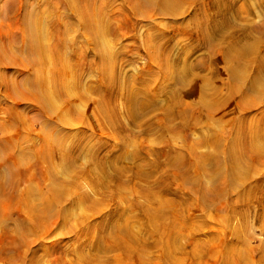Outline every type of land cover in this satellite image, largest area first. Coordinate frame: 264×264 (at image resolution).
I'll list each match as a JSON object with an SVG mask.
<instances>
[{"label": "rangeland", "instance_id": "rangeland-1", "mask_svg": "<svg viewBox=\"0 0 264 264\" xmlns=\"http://www.w3.org/2000/svg\"><path fill=\"white\" fill-rule=\"evenodd\" d=\"M124 1L125 0H115L113 3H110L108 10L114 8L113 11L115 14L111 15L106 9H103L105 15L96 23L98 24L96 25L98 28L100 24L99 36L103 38V40H106V49L110 50L108 56L115 53L111 56L112 59H117L115 61L113 60V65L112 63H107V66L104 62H99V55L90 52L93 44L92 41L90 42L88 40L90 38L89 33L81 27L79 20H77L75 16L66 19V22L69 21L67 23L69 25L66 26L77 28V31L59 32L58 35L54 36L55 38L44 39L46 42H54V44L59 40L61 42L64 41V46L60 50L61 55L63 54V58L61 57V60L59 61L60 69L55 73V77L63 81V88L66 95L62 94L59 96L61 97L60 99L57 98L54 99L55 102L52 101L55 106L50 112L42 110L43 113L41 114L39 112L40 108L38 107V104L31 103L32 100H30V96L27 94V89L23 90V88H19V86L21 87L20 78L34 72L35 67H21L18 64L20 57H14L12 59V55L9 56L11 59L8 62L3 64L0 63V137H3L4 140L0 139L5 141L4 143L6 145L9 146L11 144L10 146H12H9L10 149H12L5 153V157L2 156L4 161L7 160V162H5V165L0 164V171L4 173L6 170L5 167L10 165L11 170H6L7 180L9 181L11 177L14 176V184H12V187L8 185V187L6 186L0 189V264H34V262L35 264H66L65 262L70 264H81L82 262H85V258L90 255H99L100 258L103 259L101 262L104 261L101 264H264L262 263L264 262V258H262L261 255V253L264 252V194H262L264 193V190H261L264 189V184H257L258 180L264 179V168H262L264 167V163H260L256 159L251 160L242 156L240 158L241 161H238L237 164V170L239 173L237 172L238 175L235 179L236 182H234L233 185L224 180L225 177L224 174H222L223 172L219 173V179L216 177L217 180H213V178L211 180L209 174H201L203 178L202 181L204 180L203 185L208 183L205 187L215 188L214 186H217L219 181L221 184L218 185V190H220L221 186L224 187L219 191V193L221 192V196H216L215 200L209 199L210 201L208 200V205V201H202V197L199 199L198 196H200V194L194 189V186L196 185L189 186L187 182H182L181 178L178 176L180 171L183 170V167L180 169L183 164L178 163L177 161H180L182 157L189 158L197 151L199 153L204 151L202 153L206 152L209 154L208 152L213 150L211 144H204L201 140L202 137H206V133L210 135L212 128L208 125V121L204 114L205 111L202 109L203 111L200 112L202 106L201 102L204 101H196L199 89L204 86L203 91L205 94H208V92L214 90L213 88L216 86L220 90V93H225L229 81L228 75L226 74V67L229 63L220 57V48L216 47L210 52L203 44L202 36L199 33L196 34L193 27L189 26V24L188 27L192 30L185 29L184 31L180 29L182 27V21H186L187 18L190 19L192 15L198 16L200 5L186 3L185 5L187 6H183V13L179 16L177 15L178 18L172 23L171 20L173 18H170L171 16L168 17V15H162L158 10H153L151 12L148 11V14L142 13L138 14L140 16H136L130 7H128L129 5H126L127 2ZM243 1L244 0H235V3L237 5H242L241 3ZM251 1L253 2L254 0ZM202 3L210 13L215 10V7L210 6L207 0H202ZM120 7H124L123 10ZM68 9H65L63 4L58 3L53 9L54 14H51L46 0H0V43H8V41H11L13 46L18 50L23 47L25 44V36L21 27V20L22 17L27 14L26 12H28V18H30V20L36 21V27L38 26L42 31L46 32V30L49 29L48 31H50L51 29V21L58 19L59 21L61 20V22H64V11L70 13L72 11V9ZM251 17V24L253 23V30L251 31L256 34V31H258L257 28L260 27V20L264 19V12H260L258 8H255L254 15ZM66 26L65 30L68 29V27L66 29ZM81 34L84 37H82ZM58 36L60 37L59 40L57 39ZM147 39L148 42L146 43ZM221 41L223 40L218 39L219 43ZM48 43H45V45ZM159 44L161 45V48H164L160 50L162 55L160 52V55L159 53L156 55V46L159 47ZM46 53L48 54V61H51L52 58H49L51 56L47 50ZM23 54L21 56L26 57V55ZM112 59H110V61H112ZM153 59H157V62L158 59H162L163 62L168 60V64L170 62V64L173 65L171 66L169 64L170 67L165 64L164 70L166 71H164ZM50 61L47 62L49 66L51 65ZM154 61L157 64H155ZM183 63L186 66L181 67ZM197 64L200 66H197ZM100 65H102V69ZM189 65L193 66L192 68L195 67L194 70H192ZM173 66L175 70L173 69ZM177 67L179 68L176 70ZM180 67L181 70H179ZM188 67L192 71L188 70ZM51 70L52 69L48 70L46 67L43 72L45 79L53 77V72ZM115 71L118 72L116 73ZM163 71L165 73H163ZM171 71L173 72L171 73ZM239 71L241 70H238V74L240 73ZM119 72H121V74ZM192 72H196V75L195 73L193 74L195 77L191 75ZM103 73H106L107 76ZM145 73H152L154 75L151 74L150 77V74L146 75ZM246 73L252 74V68H246ZM102 74L105 78L104 76L102 77ZM182 74H187L185 78L188 76L186 78V81H188L183 89L185 91L180 89L179 93H176L177 95H175L173 92H175L176 89H173L174 85H171V82L175 79V75L177 79L178 76H183ZM163 75H167L168 78L164 81L165 85H162L163 87L158 90V85L162 81L161 77H163ZM169 75H171V78ZM100 76L102 78H100ZM113 76L116 77V79ZM117 76H120L121 78ZM197 76L198 78H196ZM105 79L108 80V82L106 85H103L106 83ZM117 79H120V81ZM167 79H170V81ZM72 80L75 81L72 82ZM178 80L180 81L179 78ZM205 82L208 83L205 84ZM98 83H100L101 87ZM108 83L110 84L108 85ZM76 84H79L78 86H80L79 88L81 91L83 90V92L87 94L88 100L85 99V101L84 99H80L78 95L74 93L75 88L72 86ZM130 84H132V86ZM141 84H143V86ZM48 85H50V83H48ZM95 85L99 86V88ZM207 85H210L211 87L208 86L207 89ZM133 86L141 89H143V87L146 88L142 94H150L153 97L149 95L146 96L145 94L143 97L146 96L148 98L151 97V99H156L151 100L154 102V104L152 103V107L149 105L150 108L148 107L147 109L146 105L139 102L137 98H135L134 101L128 102L126 97L128 96V93L131 92L130 89L131 87L133 88ZM114 87L115 89H113ZM121 87L124 89H121ZM102 88L104 89V92ZM107 89L108 92L114 91L112 93L110 92L111 94L109 95L110 97L112 95L113 101L107 98L109 96L105 95ZM117 89H119L118 92ZM156 91H158L157 93H160V95L155 93ZM162 91L165 93L163 92V94ZM167 91L168 93H166ZM169 91L172 94H170ZM96 92L99 95L102 94L100 96L101 99L98 94L96 95ZM211 92L207 95L209 98L211 97ZM120 93H122L123 96ZM113 95L115 96L113 97ZM172 95H179L180 97H178L180 99ZM138 96H140L139 93ZM170 96H172L173 101L176 98L177 101L179 99V103L176 102L179 107L175 104L176 106L174 107V110L177 112L174 111L175 114H173V116L171 115L172 117H175H169L168 120L166 119L167 122L163 119L165 118V114L162 108ZM103 98L106 99L107 103ZM158 101L159 105L161 104L162 106L156 104ZM136 102L138 105L140 104L139 107ZM210 102H221L220 104H222V101ZM237 102L238 101L235 100L229 102L225 101V104L223 106L221 105L222 108L220 107V110L230 111L227 112V119L225 118L226 121L225 119H223L224 121L221 120L222 125L220 133L222 139H228L233 135L234 129L241 117L243 120H246L251 113L252 119L254 118V120L264 117V110H262L264 109V97L259 100L256 108L248 115H243V113H240L239 108L236 109ZM234 103H236V105ZM155 104L157 105L156 107ZM231 104L232 106L233 104L235 105L233 110L230 108L228 109ZM111 106H115V108ZM10 107L13 112L15 111L14 113L17 112L16 117H20V119L17 117L16 122L11 123L8 117H6ZM141 107L143 110L145 109L144 112ZM115 109L116 111H119V113L114 112ZM186 110L188 111L187 114L184 112ZM181 115H184V117L182 116V120L180 118ZM187 116L188 118H186ZM184 119H188L186 123L189 121V124H186L185 127H180L182 121L185 123ZM163 121L164 123L166 122V124L170 123L172 125L173 133L176 131L174 135L169 132L167 133L165 130L163 132L160 131L161 129L159 130L160 132L158 131ZM9 122L10 125L8 124ZM114 123L121 124L123 126L122 129H115L117 125L114 126ZM173 127L176 130H174ZM51 128L54 129L55 133L63 135V145L67 144L68 146L72 141L75 140V142H78L79 140V148L77 150L74 149V152L77 155V158L74 160V165L84 166L85 169H95L92 164L87 163L88 157H91L94 152H96V154L98 153L97 155H105L106 157L115 154L134 156L135 158L132 157L134 158L132 159L133 161L125 158V161H119L118 163L115 161L117 164L114 163L115 166H121L123 169L122 171H124V175L126 174V176H124V182L126 183L123 182L124 184H122L119 189L116 187L117 191L114 187L116 184L115 180L108 181L106 188L103 183L102 186H93L86 177L85 171H80L78 168H76L75 171L73 170L74 172L72 171L68 174L67 172L69 170L65 169L64 163H61L59 158L60 149L57 146L49 148V145L46 143V140H48L50 136L49 133L44 131L45 129L49 130ZM124 128H126V130H124ZM177 128L184 129L178 130ZM3 129L8 131H4ZM5 134L11 135L5 138ZM208 134L207 137H209ZM255 134L254 135L257 136V133ZM51 135H53L54 139V133ZM259 135L260 134H258L256 139L253 137L252 142H254L255 146L259 147L262 153H264V149H262L264 148V144H262L264 143V140H262L264 139V136L260 135V140ZM235 137L237 138L238 143H236L235 148L237 153L236 157L238 159L239 155H242L241 153H244L245 155L248 153L246 149L248 143L247 140L241 138L243 135L240 136L239 132H236ZM131 139L133 143L130 141ZM192 144L194 145L196 152H194V150H189L190 147H192ZM261 145L262 148L260 147ZM43 147H45L44 152L46 151L45 149L48 148L47 150L50 151V156H52L54 160V167H56L60 177L62 176V178L65 179L63 183H60L57 189L51 191L49 190V180H51V176L49 175L48 170H46L47 164L44 162L42 156ZM183 147L186 151V156L184 149L182 150ZM243 148L245 150H243ZM241 149L243 150L242 152ZM179 153L180 155L178 157L177 155ZM183 154L184 156H182ZM166 155L168 159H166ZM18 156H23V158H19ZM153 156L157 159L155 160ZM151 157L154 161H159L160 163L154 170L148 167V164L143 162V160H146V163H152L153 159ZM174 157L175 159H173ZM243 158L247 161L243 160ZM187 160L188 159H185L184 161ZM220 160H225L223 150L219 152L218 162V171L221 166L223 168H221V171H223L227 167L224 168V161L221 163ZM1 161L2 160L0 159V162ZM126 161H130L128 162V165H126ZM175 161L176 163L174 164ZM131 162H134L135 164H131ZM171 164L173 165L171 166ZM247 164H249L248 167ZM139 165H142L141 167H143L142 171L144 173H150V179L152 182L154 178L157 177L158 179L162 176L160 178L161 184L169 188L167 191H164L162 187L154 188L156 185L154 186L150 181V188H152L150 190H157V192L154 191V193L157 195L159 194L158 198L157 195L154 194L155 196L153 199L155 200H151V203L146 197V200H144V197L142 198L139 188L140 185H144L142 183L147 181H143L134 174ZM176 165H178L179 169H177V167L175 168ZM196 165L197 164L195 163V165L191 167L193 168L192 172H194V168H197ZM160 166H162V168L168 166V168L165 167L167 170L164 168L162 170ZM171 167L173 169H171ZM206 167L212 169L211 167H213V165L210 163L207 164L205 168ZM238 167H240V169H238ZM250 168H252V171L256 170L254 172L255 175L253 174L252 178L250 177L249 180L242 182V173L245 174L247 171L249 172ZM189 170L188 173H191ZM162 171L164 174H159V172ZM166 171L168 174L172 171L173 174H171L179 180L174 176L173 178L171 174L169 175H171L172 178L168 176ZM240 173L241 175L239 176ZM181 174L179 175L182 176ZM238 176L240 178H238ZM71 179H75V182L73 180L71 181ZM169 179H172V181L170 182ZM164 180L165 183L162 182ZM167 181L170 182V186H168L169 182L167 183ZM221 181H225L223 182V185L225 184L227 187L223 186ZM214 182L217 183L214 184ZM145 184L148 185L149 183ZM78 185H80L83 190L88 189V191H85L91 193L90 196L97 198L94 199L92 206L84 197L83 190L78 189ZM232 186L234 187L231 188ZM259 187H262L260 188V191ZM103 189H108L109 196L102 200L100 195H102L101 192ZM225 189L227 191H225ZM255 189L257 191H255ZM1 190H3V192H1ZM96 190L97 193H99L98 191L100 190L101 194L95 193ZM112 190H115L116 193L115 191L112 193ZM119 190L122 191L120 192ZM165 192L167 193L165 194ZM233 192L236 193V195H234L235 193L233 194L235 197L231 195ZM243 192H246V196ZM33 194L34 198H32ZM114 194H116V196ZM184 195L185 197H183ZM243 196L247 199L245 198L244 200ZM30 197L34 199V201H32ZM239 197L243 200H240ZM39 198H42L41 200L47 199V201H50L52 209L48 212L50 215L48 218L41 220L35 225L34 222L29 219L31 215L29 214L30 210L26 209L28 208L26 201L30 203L32 201V203H36V206H38ZM24 199L27 200L25 201ZM236 200H239L238 205L235 204L237 202H234ZM246 200L248 202H245ZM242 201L245 202V204L242 203ZM203 203L206 204L204 206L200 205ZM156 204L157 206H154ZM201 206L202 208H200ZM207 206L210 209H207ZM156 207H159V209ZM162 207L165 208L163 209ZM178 207H182L181 210ZM169 208L170 210H168ZM151 209L152 212L149 211ZM25 219L27 222L33 223L29 224L31 229H28V224H24L21 226L22 228L19 227L21 221H24L25 223ZM123 222L128 226V230L130 231L128 234L132 237L136 236L135 239L134 237L129 238L125 235H120L122 238L118 237L117 240H115L116 238L111 237L115 229H113L114 225L118 226V224H120L119 226L122 227L121 225ZM173 224H175V227H173ZM112 239L117 241L118 245L115 244V241L113 244ZM131 240L133 244L131 243ZM138 242L141 244L139 245ZM110 244L112 245L110 246L112 247L111 249L109 247ZM125 244L129 245L127 246ZM129 246L130 248H128ZM96 248H98V250ZM141 248L144 251H141ZM126 249L130 252L129 254H127ZM138 253H142L141 256ZM165 255L168 256L165 257Z\"/></svg>", "mask_w": 264, "mask_h": 264}, {"label": "bare ground", "instance_id": "bare-ground-1", "mask_svg": "<svg viewBox=\"0 0 264 264\" xmlns=\"http://www.w3.org/2000/svg\"><path fill=\"white\" fill-rule=\"evenodd\" d=\"M115 0H46V3L48 4V8H49V10H50V12H51V14H54V11H53V9H54V7H55V5L56 4H58V3H61V4H63L64 5V8L65 9H72V11H71V13L70 12H65L64 11V13H65V19H64V22H61V20L59 21L58 19L57 20H55V21H51V23H50V26H51V29H50V31H48V30H46V32L45 31H42L38 26L36 27V21H32V20H30V18H28V12H26L27 14L26 15H24L23 17H22V20H21V27H22V29H23V34H24V36H25V44L23 45V47L22 48H20L19 50L17 49V48H15L14 46H13V43L11 42V41H8V43H0V63L1 64H3V63H6V62H8L10 59H11V57H9L10 55H12V59L15 57H20V61H19V65L21 66V67H24V68H26V67H28V66H31L32 68L33 67H35L34 68V72H31V73H29V74H27L26 76H23L22 78H20V85H21V87L19 86V88H23V90H25V89H27V94H28V96H30V100H32L31 101V103L32 104H38V107L40 108V110H39V112L42 114L43 113V111L42 110H44L45 112L46 111H48V112H50L51 110H52V108L55 106V104L52 102V101H54V99H57V98H61V97H59L60 95H62V94H65V91H64V88H63V81L62 80H59L57 77H55V73L60 69V65H59V61L61 60V57L63 58V54L61 55V49L63 48V46H64V41H60L59 40V36L57 37V39L60 41H58V42H55V44H54V42L52 43L51 41V43H48V42H46V40H44V39H50V38H55L54 36L55 35H58L59 34V32L61 33V32H65V31H77L76 29L77 28H72V26H66V25H69V24H67L68 22H66V19L67 18H69L70 19V17H73V16H75L76 17V19L77 20H79V22H80V25H81V27L83 28V29H85V30H87V33H89V36H90V38L88 39L90 42L92 41V44H93V46H91V53H95V54H98L99 55V57H100V60H99V62L101 61V63H103L104 62V64L105 65H107V63H109V64H111L112 62H113V60L115 61V60H117V59H112L111 58V56L113 55V54H115V53H113L112 55H109L108 56V52L110 51V50H108V49H106V46H105V44H106V40H103V38H101L99 35V28H100V24H99V28L96 26V25H98V24H96L97 22H98V20H100V19H102V17L105 15V9H106V11H108V13L109 14H115V12L113 11V9H111V10H108V7L110 6V3H113ZM123 1V0H122ZM126 2H127V4L126 5H129L128 7H130V9L135 13V15L137 16L138 14H142V13H147L148 11L149 12H151V11H153V10H158V12H160L162 15H168V17H170V18H173L172 20H171V22L173 23V21L175 20V19H177L178 18V16L180 15V14H182L183 13V6L186 4V3H188V4H196V5H200V11L198 12V16L197 15H192V17L189 19V18H187L186 19V21L184 20V21H182V23H181V25H182V27L180 28L181 30H184L185 31V29L186 30H188V29H190L189 27H188V24H189V26H192L193 27V29H194V32L197 34V33H199L201 36H202V42H203V44L208 48V50L211 52V50H213L214 48H220V57L224 60V61H227L229 64H228V66L226 67V74L228 75V85H227V90L225 91V93H220V90L215 86H213L214 88V90H211L210 92L212 93L211 94V97L209 98L207 95L210 93V92H208V94L206 93L205 94V92L203 91V87L202 88H200L199 89V91H198V94H197V100L196 101H204V102H201L200 104L202 105L201 106V111L200 112H202L203 110L205 111V116H206V120L208 121V125H210L209 127H211L212 128V132H210V135L208 134V133H206L205 135H206V137L204 136V137H202V139L200 138V136H202V135H200L199 136V138L202 140V142H204V144L206 143H208V144H211L212 145V148H213V150L211 151V152H208L209 154H207L206 152L205 153H202V152H204V151H202L201 153H199L198 151L196 152L195 150V148H194V145L192 144V147H190V149L189 150H191V151H193L194 150V152H196V153H193V156H190L189 158L188 157H184L185 159H188L187 161H184L185 159L182 157V159L180 160V161H177L178 163H181V164H183V165H181V168L180 169H182V167H183V170L182 171H180V173L179 174H181L182 176H180L179 174H178V176L181 178V181L182 182H187V184L189 185V186H193V185H196V186H194V189L195 190H197L198 192H199V194H200V196H198L199 197V199H200V197H202L201 199H202V201H208L209 199L210 200H215V197L216 196H221V192L219 193V191L221 190V188H224V187H222L221 186V188H220V190H218V185H220L221 183H220V181H219V184L217 185V186H214L215 188H209V187H205L206 185H208V183L207 184H205V185H203V181H202V176H201V174L203 175H205V174H209V176L211 177V180H212V178H213V180H217L216 179V177L218 178V176H219V173L221 172H223L222 174H224V177H225V181H228L229 182V184L231 183L232 185H233V183L234 182H236L235 181V179H236V177H237V172L239 173V171L237 170V164H238V161L240 162L241 160H240V158L243 156V157H245V158H247V159H256L258 162H262V163H264V153H262V151H261V149L259 148V147H256L255 146V144H254V142H252L253 141V137L256 139V137L258 136V134H260V135H262V136H264V126H262V125H264V117H261L260 119H258V120H254V118L252 119V113L250 114V116L248 117V119L246 118V120H243V118L241 117V119L238 121V123H237V125H236V127H235V129H234V133H233V135H231V137L230 138H228V139H225V138H223L222 139V135H221V133H220V129H221V125H222V122H221V120H223V119H225L226 118V115H227V112H230L229 110L228 111H225V110H220V107H221V105L223 106L224 104H225V101H238L237 102V105H236V103H234L235 105H236V109L237 108H239L238 110L240 111V113H243V115H248L250 112H252L255 108H256V106L258 105V103H259V100H261L262 99V97H264V19H262V20H260L261 22L259 23L260 24V27L259 28H257V30L258 31H256V34H254V33H252V31L251 30H253V28H252V25H253V23L251 24V16H253L254 15V12H255V8H258L259 9V11L260 12H264V0H254L253 2L251 1V0H244L241 4L242 5H237L236 3H235V0H207V2H208V4L210 5V6H213V7H215V10L212 12V13H210L209 11H207V9H206V7L203 5V3H202V0H125ZM124 1V2H125ZM120 3V2H119ZM141 3H142V5H141ZM122 5V4H121ZM125 5V4H124ZM125 5V6H126ZM114 6V5H113ZM112 6V7H113ZM123 6V5H122ZM185 6H187V5H185ZM184 6V7H185ZM51 7H52V10H51ZM141 7V8H140ZM120 8H122V7H120ZM124 8V7H123ZM123 8H122V10H123ZM68 9V10H69ZM104 9V10H103ZM121 10V9H120ZM116 12H118V11H116ZM157 12V13H158ZM63 13V14H64ZM107 13V12H106ZM133 14V13H132ZM148 14V13H147ZM178 15V16H177ZM135 16V17H136ZM138 16H140V15H138ZM262 16V15H261ZM111 18V17H110ZM68 19V20H69ZM238 19V20H237ZM237 20V21H236ZM240 21V22H239ZM253 22V21H252ZM53 23V24H52ZM64 23V24H63ZM77 23V22H76ZM251 24V25H250ZM179 25V24H178ZM65 26H66V29H67V27H68V29L67 30H65ZM178 27H180V26H178ZM190 30H192V29H190ZM255 30V29H254ZM81 31V30H80ZM79 32V31H78ZM82 32V31H81ZM83 32H85V31H83ZM68 33V32H67ZM86 33V32H85ZM78 34H80V33H78ZM82 35V34H81ZM87 35V34H86ZM82 37H84L83 35H82ZM84 39V38H83ZM148 39H149V37H148ZM148 39H147V41H146V43L148 42ZM218 39L220 40H223V41H221L220 43L218 42ZM85 40V39H84ZM45 41V42H44ZM88 41V42H89ZM87 42V43H88ZM45 43H48L47 45H45ZM161 44V43H160ZM159 44V47H157L156 45V55H157V53H159L160 52V50L161 49H164V48H161V45ZM221 46H220V45ZM107 45V44H106ZM14 47V48H13ZM164 47V46H163ZM81 48H82V46H81ZM160 48V49H159ZM46 50L48 51V53H49V55L51 56V57H49L50 59L52 58V60L50 61V66H49V64H47V62H49L48 61V54L46 53ZM89 51V50H88ZM63 52V51H62ZM25 54L26 55V57L24 56V57H22L21 55L22 54ZM87 53V52H86ZM112 53V52H111ZM161 53V52H160ZM160 53H159V55H160ZM163 53H164V50H163ZM166 53V52H165ZM5 54H9V55H5ZM23 54V55H24ZM85 54V53H84ZM109 54H110V52H109ZM118 54V53H117ZM86 55V54H85ZM161 55H162V53H161ZM116 56V55H115ZM118 56V55H117ZM109 57H110V59H112V61H110V59H109ZM158 57H160V56H158ZM165 57L167 58V56L165 55ZM120 58V57H119ZM160 59V58H159ZM158 59V62H157V59H153V60H155L154 62H155V64H157V65H159L160 67H161V69H163L164 70V65L166 64V65H168V66H170L171 64H170V62H169V64H168V60L166 61L165 60V62H163L162 61V59L161 60H159ZM169 59V58H168ZM200 60H201V58H200ZM196 62H199V61H196ZM100 63V64H101ZM116 63V62H115ZM115 63H114V65H115ZM226 63V62H225ZM192 64V63H191ZM103 65V64H102ZM102 65H100V67L102 66ZM112 65H113V63H112ZM111 65V66H112ZM173 65V64H172ZM171 65V66H172ZM175 65H177V64H175ZM201 65H202V62H201ZM99 66V65H98ZM108 66V65H107ZM110 66V67H111ZM158 66V67H159ZM170 66V67H171ZM183 66H186V65H184V63H183V65L181 66V67H183ZM193 66H194V64H193ZM193 66H190L189 65V67H193ZM197 66H200V65H198L197 64ZM46 67L48 68V70H50V69H52L51 71L53 72V77H50V78H47V79H45V77L43 76V72H44V70L46 69ZM170 67H168V68H170ZM181 67H180V69L179 70H181ZM188 67V70H190V71H192V70H194V68H192V70L190 69ZM248 67H251L252 68V74H247L246 73V68H248ZM179 67H177L176 68V70L178 69ZM198 68H200V67H198ZM225 68V67H224ZM101 69H102V67H101ZM158 69V68H157ZM173 69L175 70V68H174V66H173ZM169 70V69H168ZM238 70H241V71H239L240 73L238 74ZM103 71V70H102ZM120 71V70H119ZM164 71H166V70H164ZM163 71V73H165ZM116 72V71H115ZM114 72V73H115ZM118 72V71H117ZM116 72V73H117ZM151 72V71H150ZM173 71H171V73H172ZM175 72V71H174ZM178 72V71H177ZM187 72V71H186ZM102 73V72H101ZM107 73V72H106ZM106 73L104 74L105 76H107L106 75ZM110 73V72H109ZM113 73V74H114ZM115 73V74H116ZM120 74H121V72H119ZM162 73V74H163ZM170 73V72H169ZM179 73V72H178ZM195 73V75H196V72H192V74L191 75H193ZM102 74V77L104 76ZM119 74V75H120ZM146 74V73H145ZM147 74H150V73H147ZM146 74V75H147ZM152 74V73H151ZM151 74H150V77H151ZM188 74V73H187ZM187 74H182L183 76H178V78L180 79V81L178 80V78L176 79V75H175V79L174 80H172V84L171 85H174V87H173V89L175 90V92H173V94H175V95H177L178 93H179V90L181 89V90H183L184 89V86H185V84H186V82L188 81H186V78L188 77H186L185 78V76L187 75ZM101 75V74H100ZM152 75H154V74H152ZM180 75V74H179ZM74 76V75H73ZM105 76H104V78H105ZM111 76V75H110ZM149 76V75H148ZM173 76V75H172ZM194 76V75H193ZM101 76H100V78H102ZM108 77H109V75H108ZM108 77H107V79H108ZM114 77V76H113ZM117 77H120V76H117ZM121 77H122V75H121ZM120 77V78H121ZM129 77V76H128ZM154 77V76H153ZM169 77L171 78V75H169ZM195 77V76H194ZM103 78V79H104ZM110 78V77H109ZM115 79H116V77H114ZM166 78H168L167 77V75H163V77H161V79H162V81L160 82V84L158 85V90H159V88L161 89L163 86L162 85H165L164 84V81H165V79ZM192 78V77H191ZM196 78H198V76L196 77ZM114 79V80H115ZM145 79V78H144ZM146 79H147V77H146ZM118 81H120V79H117ZM129 80V79H128ZM141 80H143V79H141ZM150 80V79H149ZM167 80H169L170 81V79H167ZM19 81V80H18ZM73 81H75V80H72V82ZM105 81H106V83L105 84H103V85H106L107 84V82H108V80H106L105 79ZM151 81V80H150ZM116 82V81H115ZM142 82V81H141ZM144 82V81H143ZM18 83V82H17ZM48 83H50V85H48ZM77 83V82H76ZM117 83H119V82H117ZM137 83H139V82H137ZM167 83V82H166ZM208 83V82H207ZM206 82H205V84H207ZM99 84V86H100V83H98ZM110 83H108V85H109ZM114 84V83H113ZM116 84V83H115ZM170 84V83H169ZM73 85V84H72ZM71 85V86H72ZM79 84H76V85H74V86H72V87H74L75 88V92L74 93H76L77 95H78V97L80 98V99H86V100H88V96H87V94L85 93V92H83V90L81 91V89L79 88L80 86H78ZM93 85V84H92ZM102 85V86H103ZM107 85V86H108ZM116 85H118V84H116ZM128 85V84H127ZM131 86H132V84H130ZM142 86H143V84H141ZM140 85V86H141ZM170 85V86H171ZM76 86V87H75ZM95 86H97V85H95ZM99 86H97L98 88H99ZM113 86H115V85H113ZM112 86V87H113ZM129 86V85H128ZM142 86H141V88H142ZM208 86L209 87H211L210 85H207L206 86V88L208 89ZM18 87V86H17ZM51 89H50V88ZM101 87V86H100ZM106 87V86H105ZM108 87H110V86H108ZM119 87V86H118ZM147 87V86H146ZM149 87V86H148ZM90 88L92 89V87L90 86ZM104 88V87H103ZM102 88V89H103ZM107 88V87H106ZM117 88V87H116ZM129 88V87H128ZM127 88V89H128ZM133 88H135L134 86H133ZM132 87H131V89H130V91L131 92H129L128 93V96L126 97V99H128V102L129 101H134V99L135 98H137L138 100H139V102H141L142 104H144V105H146V108L148 109V107H149V105H150V107H152V103L154 104V102H152L151 100L153 99H151V97L150 98H148V97H146V96H152V95H150V94H148V95H146V93H144L146 96V98L145 97H143V95L144 94H142L143 93V91L146 89V88H144L143 87V89H141V88H138V87H136L135 89H133ZM138 88V89H137ZM105 89V88H104ZM104 89H103V92H104ZM112 89V88H111ZM113 89H115V87L113 88ZM121 89H124V88H122L121 87ZM139 89H141V90H139ZM171 89H172V87H171ZM172 89V90H173ZM86 90V89H85ZM93 90V89H92ZM99 90V89H98ZM118 90L119 89H117V92H118ZM157 90V89H156ZM170 90V89H169ZM172 90H170V91H172ZM173 90V91H174ZM205 90V89H204ZM102 91V90H101ZM148 91V90H147ZM153 91H155V90H153ZM169 91V92H170ZM177 91V92H176ZM183 91H185V90H183ZM87 92V91H86ZM102 92V93H103ZM111 93L112 92H114V91H110ZM110 92H108V89L105 91V95H107V96H109L111 93ZM122 92V91H121ZM158 91H156L155 93H157ZM160 92V91H159ZM164 91H162V93H163ZM207 92V91H206ZM22 93V92H21ZM123 93V92H122ZM122 93H120L122 96H123V94ZM138 93H139V95L140 96H138ZM161 93V94H162ZM165 93V92H164ZM163 93V94H164ZM166 93H168V91L166 92ZM177 93V94H176ZM181 93H182V91H181ZM184 93V92H183ZM98 93L96 92V95H97ZM101 94V93H100ZM158 95H160V93H157ZM162 94V95H163ZM170 94H172L171 92H170ZM169 94V95H170ZM66 95V94H65ZM99 95V94H98ZM102 95V94H101ZM101 95H99V97L101 96ZM105 95H104V97H105ZM135 95H137V96H135ZM165 95H167V94H165ZM182 95V94H181ZM64 96V95H63ZM115 95H113V97H114ZM121 96V97H122ZM135 96V97H134ZM172 96H174V95H172ZM172 96H170L169 98H168V100H166V103L164 104V107L162 108L163 110H164V114H165V118H163V119H165V121H167L168 120V118L169 117H172L173 116V114H175L174 113V107L177 105L178 106V101H179V97L178 96H174V97H177V98H179L178 99V101H177V98L173 101V98H172ZM103 97V96H102ZM153 97V96H152ZM168 97V96H167ZM108 99H111L112 100V95H111V97L109 96V97H107ZM123 98V97H122ZM27 99H28V97H27ZM100 99H101V97H100ZM103 99H105V98H103ZM114 99V98H113ZM123 99H125V98H123ZM155 99V98H154ZM153 99V100H154ZM166 99V98H165ZM85 100V101H86ZM156 100V99H155ZM162 100V99H161ZM184 100V99H183ZM102 101V100H101ZM105 101H106V99H105ZM110 101V100H109ZM113 101V100H112ZM125 101V100H124ZM160 101V100H159ZM159 101L156 103L158 106H162L161 104L159 105ZM164 101V100H163ZM185 101H187V100H185ZM210 101H222V104H220L219 102H210ZM55 102V101H54ZM99 102V101H98ZM160 102H162V101H160ZM176 102H178L177 104H176ZM183 102V101H182ZM199 102H197V103H199ZM106 103H107V101H106ZM108 103H110V102H108ZM112 103V102H111ZM125 103H126V101H125ZM133 103V102H132ZM135 103V102H134ZM137 103V102H136ZM163 103V102H162ZM195 103V102H194ZM196 103V104H197ZM155 104V107L157 106ZM176 104V105H175ZM182 104V103H181ZM233 104V106H232V104H231V106L230 107H228V109L230 108L231 110H233L234 109V105ZM99 105H100V103H99ZM111 105V104H110ZM129 105H131V104H129ZM128 105V106H129ZM137 105H138V103H137ZM140 105V104H139ZM139 105H138V107H139ZM195 105V104H194ZM198 106H199V104H198ZM237 106H239V107H237ZM111 107H113V108H115V106H111ZM127 107V106H126ZM149 107V108H150ZM154 107V108H155ZM179 107V106H178ZM182 107V106H181ZM193 107V106H192ZM98 108V107H97ZM106 108V107H105ZM142 108V107H141ZM143 108H144V106H143ZM143 108H142V110H143ZM160 108V107H159ZM183 108V107H182ZM184 108H186V107H184ZM199 108V107H198ZM222 108V107H221ZM102 109V108H101ZM128 109V108H127ZM129 109H131V108H129ZM146 109V110H147ZM188 109V108H187ZM203 109V110H202ZM262 109V108H261ZM98 110V109H97ZM118 110V109H117ZM138 110H140V109H138ZM145 110V109H144ZM144 110H143V112H144ZM152 110H153V108H152ZM262 110H264V109H262ZM102 111H103V109H102ZM133 111V110H132ZM235 111V110H234ZM7 112V111H6ZM15 112V111H14ZM13 112V110H12V108L10 107V110L8 111V113H7V116L6 117H8V119L10 120V122L12 123V122H16L17 121V117H16V113H14ZM101 112V111H100ZM114 112H118L119 113V111H116V109L114 110ZM131 112V111H130ZM163 112V111H162ZM175 112H177V111H175ZM186 114H187V110L186 111H184ZM115 113V114H116ZM128 113V112H127ZM133 113H134V111H133ZM183 113V112H182ZM184 113V114H185ZM191 113V112H190ZM262 113V112H261ZM96 114V113H95ZM99 114V113H98ZM103 114V113H102ZM121 114V113H120ZM119 114V115H120ZM132 114V113H131ZM179 114V113H178ZM181 114V113H180ZM203 114V113H202ZM259 114H260V112H259ZM117 115V114H116ZM172 115V116H171ZM229 115V114H228ZM256 115V114H255ZM95 116H97V115H95ZM132 116V115H131ZM182 116L184 117V115H181V120H182ZM186 116V115H185ZM189 116V115H188ZM188 116L186 117V118H188ZM102 117V116H101ZM107 117V116H106ZM175 117V116H174ZM174 117H172V118H174ZM246 117V116H245ZM251 117V118H250ZM19 119H20V117H18ZM105 118V117H104ZM108 118V117H107ZM117 118V117H116ZM228 118H229V116H228ZM167 119V120H166ZM227 119V118H226ZM226 119H225V121H226ZM257 119V118H256ZM110 120V119H109ZM108 120V121H109ZM170 120V119H169ZM185 120V119H184ZM188 119H186L185 120V123L182 121L181 122V126L180 127H185L186 126V124H189L188 122L186 123V121H187ZM190 120V119H189ZM206 121V122H207ZM224 121V120H223ZM10 122L8 123L9 125H10ZM121 122V121H120ZM120 122H118V123H120ZM168 122V121H167ZM170 122V121H169ZM5 123H7V122H5ZM110 123V122H109ZM224 123V122H223ZM8 124H6V125H8ZM115 124V123H114ZM162 125H160V127H159V129H158V131L160 130V131H166L167 133L169 132V133H172L173 135H174V133L176 132H174L173 133V129H172V125L170 124V123H168V124H166V122L164 123V121H163V123H161ZM8 125V126H9ZM14 125V124H13ZM46 125V124H45ZM49 125V124H48ZM117 125V127H115V129L116 128H118L119 130L120 129H122V125L121 124H115L114 126H116ZM12 126V125H11ZM177 127V126H176ZM179 127V126H178ZM260 127V128H259ZM46 128V127H45ZM174 128V127H173ZM208 128V127H207ZM7 129V128H6ZM6 129H3L4 131H8V130H6ZM178 129V128H177ZM179 129H181V128H179ZM178 129V130H179ZM182 129H184V128H182ZM181 129V130H182ZM124 130H126V128H124ZM174 130H176L175 128H174ZM177 130V131H178ZM159 131V132H160ZM209 131V130H208ZM211 131V130H210ZM43 132V131H42ZM44 132H46V133H49V138H48V140H46V143L49 145V148L50 147H53V146H57L59 149H60V154H59V158H60V161H61V163H64V166H65V169L66 170H69L68 172L66 171V170H64V171H66L68 174L70 173V172H72L73 170L75 171V169L76 168H78L80 171H85V173H86V177L89 179V181H90V183L93 185V186H102V183H103V185L107 188V185H108V181H110V180H115V185H114V187H115V189H116V187H118V189L121 187V185L122 184H124V183H126V182H124V176H126V174L124 175V171H122L123 169L121 168V166H115L114 165V163H118L119 161H125V158L126 159H134L135 157L134 156H129L128 154V156H126V155H124V154H121V155H119V154H115V155H111V156H109V157H106L105 155H103V156H100V155H97L96 154V152H94V154L91 156V157H88V161H87V163H90V164H92V166L96 169H92V168H90V169H85V167L84 166H78V165H74V160L77 158V155L75 154V152H74V149H78L79 148V140H78V142H75V140L74 141H72L71 143H70V145H68L67 146V144L65 145H63V142H62V139H63V135L62 134H60V133H55V131H54V129L53 128H51V129H45V131ZM161 132V133H162ZM165 132V133H166ZM236 132L238 133H240V136L241 135H243V137H241V138H244L245 140H247V145H246V149H247V154L245 155L244 153H241L242 155H239V157H238V159H237V153H236V143H237V138L235 137L236 136ZM53 134L54 133V139H53V135H51V134ZM255 133H257V136H255L254 134ZM57 134V135H56ZM207 134L209 135V137H207ZM11 134H5L4 135V137L5 138H7V136H10ZM254 135V136H253ZM260 135H259V139H260ZM81 136V135H80ZM45 137H46V135H45ZM124 137V136H123ZM1 139H3L4 140V138L3 137H0ZM0 139V159L3 161H1L0 162V164H4L5 165V162H7V160L6 161H4V158H2V156L3 157H5V153L7 152V151H9V150H11L10 149V147H12V146H8V145H6L4 142L5 141H2ZM125 140H127L126 138H124ZM254 139V140H255ZM200 140V141H201ZM241 140V139H240ZM261 140V139H260ZM262 140H264V139H262ZM102 141V140H101ZM105 141V140H104ZM130 141H132V139L130 140ZM129 141V142H130ZM199 141V140H198ZM238 141H239V139H238ZM256 141V140H255ZM201 142V143H202ZM262 142V141H261ZM12 143V142H11ZM122 143V142H121ZM132 143H133V141H132ZM135 143V142H134ZM198 143V142H197ZM200 143V142H199ZM9 144V143H8ZM103 144H104V142H103ZM128 144V143H127ZM238 144V143H237ZM262 144H264V143H262ZM123 145V144H122ZM259 145V144H258ZM104 146V145H103ZM196 146V145H195ZM201 146V145H200ZM205 146H207V145H205ZM241 146V145H240ZM240 146H239V148H240ZM243 146V145H242ZM196 147H198V146H196ZM238 147V146H237ZM261 148H262V145L260 146ZM44 148L45 147H43V150H42V156H43V159H44V162H46V164H47V169L46 170H48V173H49V175L51 176V180H49L50 181V186H49V190L51 191V190H53V189H57L58 188V186L60 185V183H63L64 181H65V179L64 178H62V176L60 177V174H58V171L56 170V167H54V165H53V162H54V160H53V157L52 156H50L51 154L49 153L50 151H48L47 149L48 148H46L45 150L47 151H45L44 152ZM100 148V147H99ZM98 148V149H99ZM186 149H188L187 147H185ZM98 149H97V151H98ZM124 149H126V148H124ZM184 149V147L182 148V150ZM262 149H264V148H262ZM54 150V149H53ZM75 150V151H76ZM223 150V152H224V158H225V160H223L224 161V164L223 165H225V166H223L224 168L225 167H227L226 169H224L223 171H221V168H222V166H221V168H220V170L218 171V167H219V165H218V162H219V152L220 151H222ZM243 150H245L244 148H243ZM242 149H241V152L243 151ZM57 151V150H56ZM91 151V150H90ZM121 151H122V149H121ZM184 151H185V149H184ZM184 151H183V153H184ZM209 151V150H208ZM238 151V150H237ZM41 152V151H40ZM78 152V151H77ZM92 152V151H91ZM163 152H165V151H163ZM171 152V151H170ZM170 152H169V154H170ZM175 152H177V151H175ZM245 152V151H244ZM39 153V152H38ZM46 153V154H45ZM121 153V152H120ZM167 153H168V151H167ZM173 153H174V151H173ZM238 153H240V152H238ZM169 154H167V155H169ZM172 154V153H171ZM134 155V154H133ZM148 155H150V154H148ZM167 155H166V157H167ZM179 155H180V153L177 155L178 157H179ZM187 154H186V151H185V156H186ZM190 155V154H189ZM41 156V157H42ZM159 156V155H158ZM172 156V155H171ZM182 156H184V154L182 155ZM19 157V156H18ZM132 157H134V158H132ZM154 157V159H155V156H153ZM170 157V156H169ZM221 157V156H220ZM19 158H23V156L22 157H19ZM152 158V157H151ZM164 158V157H163ZM212 158V159H211ZM153 159V158H152ZM154 159H153V162L151 163L150 161V163H146V160H143V162H145V164H148L149 166L148 167H150L152 170H154L155 168H157L158 167V165L160 164L159 163V161L157 162V161H154ZM157 159V158H156ZM155 159V160H156ZM166 159H168V157L166 158ZM171 159H172V157H171ZM173 159H175V157L173 158ZM184 159V160H183ZM49 160V161H48ZM163 160V159H162ZM169 160H170V158H169ZM177 160V159H176ZM179 160V159H178ZM243 160H246V159H244L243 158ZM116 161V162H115ZM133 161V160H132ZM136 161V160H135ZM161 161V160H160ZM165 161V160H164ZM168 161V160H167ZM221 161V160H220ZM223 161H221V163L223 162ZM247 161V160H246ZM245 161V162H246ZM248 161H250V160H248ZM255 161V160H254ZM127 162V164L126 165H128V162H130V161H126ZM141 162V161H140ZM142 162V163H143ZM148 162V161H147ZM166 162V161H165ZM165 162H164V164H165ZM172 162V161H171ZM185 162V163H184ZM193 162H195L197 165V168H194V172H192V169L193 168H191L192 166H194L195 165V163H193ZM214 162H217V163H214ZM243 162V161H242ZM116 163V164H117ZM134 163V162H133ZM132 162H131V164H133ZM161 163H162V161H161ZM167 163V162H166ZM173 163V162H172ZM176 163V161L174 162V164ZM211 163V165H213V167H211L212 169H210V168H205V166L207 165V164H210ZM214 163V164H213ZM221 163H219V164H221ZM260 163H258V164H260ZM57 164V163H56ZM135 164V163H134ZM169 164V163H168ZM170 165V164H169ZM173 164H171V166H172ZM179 165V164H178ZM178 165H176L175 166V168L177 167V169H179L178 168ZM244 165V164H243ZM130 166H132V165H130ZM140 167L142 166V165H139ZM138 166V168L135 170V176L136 177H138V178H140V179H142L143 181H147V182H145V183H149L148 185L147 184H145V183H142V184H144L143 186L142 185H140V191H141V195H142V198L144 197V200H148L150 203H151V200H155V199H153V197L155 196V195H157V194H155L154 193V191H156L157 192V190H154V191H152V190H150V189H152V188H150V181H151V179H150V173H144L143 171H142V168L143 167H139ZM163 166V165H162ZM162 166H160L161 168H162ZM241 166V165H240ZM246 166V165H245ZM249 166V164H247V167ZM3 167V166H2ZM165 167L166 168H168V166H164L163 168L165 169ZM174 167V166H173ZM180 167V166H179ZM188 167H189V169H188ZM202 167H204V168H202ZM209 167V166H208ZM241 167H243V166H241ZM246 167V168H247ZM251 167V166H250ZM253 167V166H252ZM160 168V169H161ZM163 168H162V170H163ZM254 168V167H253ZM262 168H264V167H262ZM5 169L7 170V171H10L11 170V167H10V165H7L6 167H5ZM159 169V168H158ZM171 169H173L172 167H171ZM176 169V170H177ZM186 169H187V171H186ZM208 169H210V170H208ZM223 169V168H222ZM238 169H240V167H238ZM248 169V168H247ZM246 169V170H247ZM252 168H250L249 169V172L247 171L245 174L244 173H242L243 174V177H242V179L241 180H243L242 182H245V181H247V180H249V178L251 177L252 178V176H253V174H254V172L256 171H252L251 170ZM257 169V168H256ZM6 170H5V172L3 173V172H1L0 171V189L1 188H3V187H8V185L9 186H11L12 187V184H14V182H13V177L14 176H12L11 177V179L8 181L7 180V177H6ZM125 170V169H124ZM165 170H167V169H165ZM164 170V171H165ZM188 170L189 171H191V173H188ZM254 170V169H253ZM73 171V172H74ZM158 171V170H157ZM170 171V170H169ZM212 171V172H211ZM47 172V171H46ZM245 172V171H244ZM258 172V171H257ZM9 173V172H8ZM160 173H163L164 174V172L162 171V172H159V174ZM171 173H172V171H171ZM171 173H169V174H171ZM166 174H168L167 173V171H166ZM168 174V176H170L171 177V175L173 174H171V175H169ZM213 174V175H212ZM216 174H217V176H216ZM241 175V173L239 174V176ZM255 175V174H254ZM153 176V175H152ZM161 176V175H160ZM159 176V177H160ZM165 176V175H164ZM174 175H172V177H173ZM177 176V175H176ZM238 176V178H240ZM162 177V176H161ZM160 177V178H161ZM171 177V178H172ZM175 177V176H174ZM173 177V178H174ZM204 177V176H203ZM152 178V177H151ZM160 178H158L157 179V177L156 178H154L153 179V182H152V184L155 186L154 188H157V187H162L163 188V190L164 191H167L169 188H167V187H165L163 184H161V179ZM175 178H177V177H175ZM222 178V177H221ZM220 178V179H221ZM150 179V180H149ZM160 179V180H159ZM165 179V178H164ZM178 179V178H177ZM205 179V178H204ZM219 179V178H218ZM68 180V179H67ZM74 181L75 182V179H71V181ZM170 180V182L172 181V179H169ZM174 180V179H173ZM179 180V179H178ZM208 180V179H207ZM238 180V179H237ZM250 180H252V179H250ZM107 181V182H106ZM125 181H126V179H125ZM149 181V182H148ZM225 181H221L222 182V185H223V182H225ZM124 182V183H123ZM140 182H141V180H140ZM162 182H164L165 183V180L164 181H162ZM169 181H167V183H168ZM170 182H169V185L168 186H170ZM174 182V181H173ZM213 182V181H212ZM241 182V183H242ZM180 183V182H179ZM206 183V182H205ZM217 182H214V184H216ZM227 183V182H226ZM258 183H260V184H264V179H260V180H258L257 181V184ZM186 184V185H187ZM238 184V183H237ZM256 184V185H257ZM88 185V184H87ZM92 185H90V186H92ZM158 185V186H157ZM182 185H184V184H182ZM210 185H212V184H210ZM209 185V186H210ZM236 185V184H235ZM255 185V186H256ZM85 186V185H84ZM185 186V185H184ZM212 186V187H213ZM223 186H226L225 184L223 185ZM255 186H254V188H255ZM260 186V185H259ZM188 187V186H187ZM211 187V186H210ZM227 187V186H226ZM229 187H230V185H229ZM228 187V188H229ZM234 186H232L231 188H233ZM236 187V186H235ZM244 187V186H243ZM242 187V188H243ZM15 188V187H14ZM87 188V187H86ZM192 188V187H191ZM253 188V189H254ZM258 188V187H257ZM260 188H262V187H259V191H260ZM7 189V188H6ZM78 189L79 190H83V188H81V186L80 185H78ZM92 189V188H91ZM100 189V188H99ZM124 189V188H123ZM184 189V188H183ZM193 189V188H192ZM227 189V188H226ZM225 189V191H227ZM86 190V189H85ZM85 190H83V193H84V197L87 199V202H89V204L92 206V204H93V201H94V199L96 198V197H93V196H90V194L91 193H89V192H86V191H88V189L85 191ZM95 190V189H94ZM117 190V189H116ZM223 190V189H222ZM235 190V189H234ZM242 190V189H241ZM261 190H264V189H261ZM113 191H115V190H112L111 192L112 193H114ZM118 191V190H117ZM120 191V190H119ZM122 191V190H121ZM120 191V192H121ZM139 191V192H140ZM187 191V190H186ZM185 191V192H186ZM229 191V190H228ZM236 191V190H235ZM251 191V190H250ZM255 191H257L256 189H255ZM254 191V192H255ZM1 192H3V190H1ZM99 193H100V190L98 191ZM110 192V191H109ZM125 192V191H124ZM231 192V191H230ZM229 192V193H230ZM94 193V192H93ZM95 193H97V190H96V192ZM99 193H97V194H99ZM102 195H100V198L103 200V199H105L106 197H108L109 196V193H108V189H103L102 190ZM100 193V194H101ZM115 193H116V191H115ZM160 193V192H159ZM161 193L163 194V192L161 191ZM167 192H165V194H166ZM182 193V192H181ZM223 193V192H222ZM235 192H233L231 195H233ZM241 193V192H240ZM244 193V192H243ZM246 193V192H245ZM245 193H244V195H245ZM250 193V192H249ZM30 194V193H29ZM111 194V193H110ZM118 194V193H117ZM155 194V195H154ZM197 194V193H196ZM262 194H264V193H262ZM83 195V194H82ZM115 196H116V194H114ZM228 195V194H227ZM234 195H236V193L234 194ZM233 195V197H235ZM240 195V194H239ZM27 196H28V194H27ZM27 196H26V198H27ZM31 196V195H30ZM111 196V195H110ZM158 196H159V194L157 195V198H158ZM246 196V195H245ZM253 196V195H252ZM35 197H36V195H35ZM145 197H146V199H145ZM183 197H185V195L183 196ZM224 197V196H223ZM222 197V198H223ZM227 197V196H226ZM230 197V196H229ZM232 197V198H233ZM241 197V196H240ZM239 197V198H240ZM244 197V196H243ZM242 197V198H243ZM255 197V196H254ZM31 198V197H30ZM32 198H34V194L32 195ZM31 198V200L32 201H34V199H32ZM156 198V197H155ZM220 198V197H219ZM231 198V199H232ZM245 198L246 197H244V200H245ZM252 198V197H251ZM256 198H257V196H256ZM261 198H262V196H261ZM42 198H39V205L38 206H36V203H32V201H31V203L30 202H28V201H26L25 199V201L27 202L26 204H27V206H28V208H26V209H28V210H30V218H29V216H28V218L29 219H31L33 222H34V224L35 225H37L41 220H43V219H46V218H48V216H50L49 215V211L52 209L51 208V206H52V204H51V202L50 201H47V199L46 200H41ZM86 199H85V201H86ZM97 199V198H96ZM183 199V198H182ZM217 199V198H216ZM230 199V198H229ZM247 199V198H246ZM28 200H30V199H28ZM209 200V201H210ZM240 200H243V199H241L240 198ZM253 200V199H252ZM251 200V201H252ZM24 201V202H25ZM205 201V202H206ZM209 201L207 202V205H208V203H209ZM230 201H233V200H230ZM239 201V200H238ZM238 201L236 200V201H234V202H237V203H235V204H237L238 205ZM138 202H139V200H138ZM245 202H248L247 200L245 201ZM245 202H243L242 201V203H244L245 204ZM136 203V202H135ZM200 203V202H199ZM211 203V202H210ZM242 203H241V205H242ZM25 204V203H24ZM138 204H140V203H138ZM160 204V203H159ZM170 204V203H169ZM173 204V203H172ZM206 203H203V204H200V205H202V206H204ZM234 205V204H233ZM154 206H157V204L156 205H154ZM153 206V207H154ZM160 206V205H159ZM166 206V205H165ZM202 206L200 207V208H202ZM212 206V205H211ZM231 206H232V204H231ZM236 206V205H235ZM245 206V205H244ZM139 207V206H138ZM152 207V208H153ZM208 207V206H207ZM248 207V206H247ZM157 208V207H156ZM163 208V207H162ZM165 208V207H164ZM163 208V209H164ZM179 208V207H178ZM182 208V207H181ZM181 208H179L180 210H181ZM233 208H234V206H233ZM146 209V208H145ZM157 209H159V207L157 208ZM172 209V208H171ZM205 209H206V207H205ZM207 209H210L209 207L207 208ZM246 209V208H245ZM143 210V209H142ZM148 210V209H147ZM154 210H155V208H154ZM168 210H170V208L168 209ZM177 210V209H176ZM149 211H151L152 212V209L151 210H149ZM148 211V212H149ZM157 212V211H156ZM181 212V211H180ZM236 212V211H235ZM241 212V211H240ZM145 213V212H144ZM163 213V212H162ZM162 213H161V215H162ZM244 213V212H243ZM230 214V213H229ZM160 215V214H159ZM164 215H165V213H164ZM234 215V214H233ZM151 216V215H150ZM156 216L158 217V215L156 214ZM241 216V215H240ZM160 217V216H159ZM237 217V216H236ZM238 218V217H237ZM242 218V217H241ZM243 221V220H242ZM122 222V221H121ZM118 223H120V222H118ZM17 224V223H16ZM19 224V223H18ZM24 224H28V229H31V226L29 225V224H33L32 222H27L26 221V219H25V223H24V221H21V223H20V225H19V227H21V226H23ZM122 224V223H121ZM165 224H166V222H165ZM164 224V225H165ZM120 224H118V226H116V225H114V227H113V229L115 228H118V229H116V231H115V229H114V231H113V235H111V237L112 238H116L115 240H117V238L119 237V238H122V237H120V235L121 236H123V235H125V236H127V237H131V238H133L134 237V239H135V237L136 236H130L128 233H130V231L128 230V226L126 225V224H124V222H123V224L121 225L122 227H120L119 226ZM171 225V224H170ZM174 226L173 227H175V224H173ZM15 227H17L16 225H14ZM116 226V227H115ZM162 226V225H161ZM233 226V225H232ZM2 227H5V226H2ZM180 227V226H179ZM235 227V226H234ZM242 227H244V226H242ZM18 228V227H17ZM22 228V227H21ZM165 228V227H164ZM20 229V228H19ZM89 231V230H88ZM114 233H116V234H114ZM137 235V234H136ZM113 240V239H112ZM115 240H113V244H114V241ZM119 240V239H118ZM120 241V240H119ZM124 241V240H123ZM137 241V240H136ZM135 241V242H136ZM99 242V241H98ZM129 242V241H128ZM120 243V242H119ZM131 243H132V240H131ZM139 243V242H138ZM92 244H94V243H92ZM115 244L116 245H118V243H117V241H115ZM123 244V243H122ZM133 244V243H132ZM141 243H139V245H140ZM125 245H127V244H125ZM129 245V244H128ZM127 245V246H128ZM145 245V244H144ZM143 245V246H144ZM110 246H112L111 244L109 245V247ZM130 246H131V244H130ZM130 246L128 247V248H130ZM133 246V245H132ZM108 247V248H109ZM117 247V246H116ZM120 247V246H119ZM112 247H110V249H111ZM115 248V247H114ZM127 248V247H126ZM144 248V247H143ZM229 248V247H228ZM97 250H98V248H96ZM123 249V248H122ZM131 249H133V248H131ZM171 250V249H170ZM141 251H144V250H142V248H141ZM172 251V250H171ZM262 251V250H261ZM96 252H98V251H96ZM126 252H127V254H129L130 252L129 251H127V249H126ZM138 252H139V250H138ZM235 252V251H234ZM169 253V252H168ZM237 253V252H236ZM262 253H264V252H262ZM261 253V255H262V258H264V254H262ZM95 254H97V253H95ZM138 254H140V256H141V254L142 253H138ZM169 255V254H168ZM168 255H165V257L166 256H168ZM231 255V254H230ZM140 256H138V257H140ZM104 258V257H103ZM168 258V257H167ZM169 258H171V257H169ZM262 258H260V259H262ZM101 260H103V259H101L100 258V256L98 255V256H94V255H90L89 257H86L85 258V262H82V263H84V264H101V263H103V262H101ZM239 260V259H238ZM66 264H70V263H67V262H65ZM81 263V264H82ZM262 263H264V262H262ZM34 264H35V262H34ZM77 264V263H76ZM260 264V263H259Z\"/></svg>", "mask_w": 264, "mask_h": 264}]
</instances>
